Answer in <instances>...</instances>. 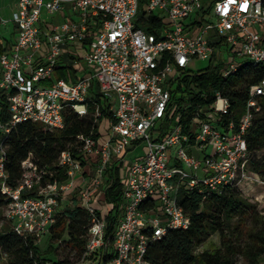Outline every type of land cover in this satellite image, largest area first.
I'll return each instance as SVG.
<instances>
[{
  "label": "built area",
  "instance_id": "2783aa9c",
  "mask_svg": "<svg viewBox=\"0 0 264 264\" xmlns=\"http://www.w3.org/2000/svg\"><path fill=\"white\" fill-rule=\"evenodd\" d=\"M44 10L61 14L62 21H45ZM150 16L161 22L155 31L137 25L139 18L150 24ZM9 23L16 41L0 52V95L10 113L2 125L6 132L24 121L63 129L67 110L86 116L93 79L115 117L104 142L78 135L79 153L60 154L65 181L44 182L48 171L28 158L21 181L11 187L0 145V188L9 199L5 216L16 233L38 240L47 235L58 206L78 188L90 224L85 252L74 264H151L149 244L191 224L178 203L181 188L198 189L206 198L226 186H240L246 194L249 185L264 184L250 168L246 140L258 98L264 97V79L251 86L237 124L231 119L224 125L230 100L217 90L214 102L199 106L185 131L172 92L182 70L197 71L191 66L198 58L221 63L225 76L245 62L264 65V0H17L9 17L0 5V30ZM70 44L86 46L84 60L93 68L75 80L55 77ZM0 45L6 46L1 31ZM70 53L75 65L76 54ZM238 57L245 60L239 63ZM141 142L144 154L126 160V150ZM111 166L123 168L124 186L109 239L107 219L93 201L105 190ZM25 190L35 195L24 197Z\"/></svg>",
  "mask_w": 264,
  "mask_h": 264
},
{
  "label": "trees",
  "instance_id": "16d2710c",
  "mask_svg": "<svg viewBox=\"0 0 264 264\" xmlns=\"http://www.w3.org/2000/svg\"><path fill=\"white\" fill-rule=\"evenodd\" d=\"M144 10H140V17ZM150 24L142 18L138 26L155 31L161 22L150 16ZM11 42L0 45V52L8 51ZM221 63L213 61L203 69L189 73L182 70L173 80L172 92L180 105L181 123L185 131L197 108L212 104L214 94L220 90L230 100V111L223 116L224 125L229 120L239 123L246 110L251 86L264 79V65L243 63L234 73H221ZM59 77L67 78L64 70ZM89 113L79 116L72 110L64 113L65 127L52 129L39 122L24 121L13 126L9 132L0 134V145L4 148V168L7 182L16 187L24 174L23 161L32 160L38 168L46 169L47 180H67L65 168L57 165L60 154L70 150L79 153L78 135L93 136L100 143L109 137L110 123L114 121L111 102L99 88L96 79L90 87ZM187 103V104H186ZM260 109L254 111L252 124L246 133L250 152V168L264 180V97L258 98ZM100 114L95 115L96 109ZM10 113L4 95H0V125H6ZM193 140V136H192ZM84 163V162H83ZM108 183L103 194L95 197L94 205L101 207L107 219L106 237L112 239L119 217L116 210L123 200L120 169H108ZM77 191L72 193L71 203L55 213V223L48 233L55 255L48 256L39 248V240L23 236L14 231L12 222L0 228V264H74L85 252L90 214L82 204H77ZM35 195L34 190L23 191V196ZM8 197L0 188V208L8 203ZM178 203L191 218L187 229L171 230L149 244L147 259L151 264H260L264 258V211L245 195L240 186H226L202 197L198 189L181 188ZM219 234V245L196 251L212 234ZM56 243V244H55ZM65 252L59 256L58 250Z\"/></svg>",
  "mask_w": 264,
  "mask_h": 264
},
{
  "label": "rangeland",
  "instance_id": "374dc122",
  "mask_svg": "<svg viewBox=\"0 0 264 264\" xmlns=\"http://www.w3.org/2000/svg\"><path fill=\"white\" fill-rule=\"evenodd\" d=\"M157 13H161L160 10H157ZM11 14L9 9H6L3 11V15L4 17H9ZM68 16L71 15V12L67 11ZM9 26L12 28L13 24L9 23ZM9 33V30L7 31H3V35H6L7 37H9L7 34ZM227 57V55L225 56V58ZM238 62L240 63V61L242 62L243 60H245L243 57H238L237 58ZM210 63V59H200L198 58L195 63L193 64V66H191V68L193 70H200L203 69L205 67H207ZM0 134L3 136L4 135V127L0 125ZM145 145L143 142L139 143L137 146H135L133 149H131L127 154H126V160H130L136 157H139L141 155L144 154L145 152ZM211 150L209 149V152ZM121 168V172H122ZM246 185V183H244ZM249 191L248 193H246L245 195L248 196L252 202H257L258 203V207L264 211V184H251L248 187ZM76 195L79 197V189H76ZM66 203H71L70 198L63 201L57 208V211H60L61 209H63L66 206ZM77 204H82V201L80 200V197L78 198ZM10 223L9 219H7V217L5 216V208L2 207L0 208V228L2 227V225L4 224H8ZM56 244V243H55ZM219 245V234L216 232L214 234H212V236L210 237V239H208L206 242L203 243V245H201L196 251H202L205 249H210V248H214L216 246ZM51 246V241H50V235L48 234L47 236H43L40 238L39 240V248L42 252H44L46 255L51 256V255H55L56 253L54 252V250H50ZM65 254L64 251H62V248H60L58 250V254L59 256H63Z\"/></svg>",
  "mask_w": 264,
  "mask_h": 264
},
{
  "label": "crops",
  "instance_id": "0c3cea01",
  "mask_svg": "<svg viewBox=\"0 0 264 264\" xmlns=\"http://www.w3.org/2000/svg\"><path fill=\"white\" fill-rule=\"evenodd\" d=\"M0 5H1L2 14H3V11L6 10V9H9L10 12L12 13V11L17 6V0H0ZM43 17H44L45 21L53 22V23H58V22L62 21V19H63L61 14L50 15L45 10L43 12ZM7 30H9V33L7 34L9 37H7L6 35H3V36L6 39H8L11 43H14L16 41V30H15L14 25L11 28L9 26V24H8L5 27H2L0 31L3 34V31H7ZM69 49L71 51H73L74 54H76L74 56L75 59L77 60V63L75 65L71 64L70 61H69L72 58L71 55H70L71 53H70ZM69 49H68V51L65 52L64 57L60 60L59 65L56 67L55 77H59V75H61V71L64 70V73H66V76L68 77V79L75 80V79L79 78L80 76H82L83 74H85L87 72H90V71H93V68L87 66L86 63H85V60H84V55H85V52H86V46L80 45V44H70ZM138 144H135L133 147H129L126 150V152L128 153L131 149H133ZM190 149L193 152L199 154V150H197L195 147H191ZM118 168L120 169V177H121V180H122L123 186H124L123 169H122V172H121V168L120 167H118ZM79 182L80 181H78V183ZM123 186H122V192H123ZM103 192L104 191H101V192L97 193L96 196H99V195L103 194ZM71 197H72V194L70 195V198ZM77 198H79V197L77 196ZM94 202L95 201H93V204H94ZM97 208L98 209H102L100 206L99 207L97 206ZM47 235H45V236H47Z\"/></svg>",
  "mask_w": 264,
  "mask_h": 264
}]
</instances>
